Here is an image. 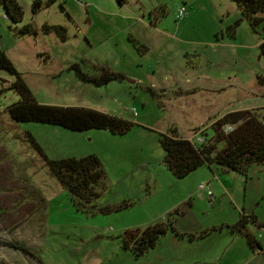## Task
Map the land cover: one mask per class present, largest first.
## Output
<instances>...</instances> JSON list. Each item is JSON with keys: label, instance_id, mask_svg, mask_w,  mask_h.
Segmentation results:
<instances>
[{"label": "rangeland", "instance_id": "rangeland-1", "mask_svg": "<svg viewBox=\"0 0 264 264\" xmlns=\"http://www.w3.org/2000/svg\"><path fill=\"white\" fill-rule=\"evenodd\" d=\"M17 1L24 10L18 25L0 8V48L36 100L94 109L136 126L115 135L16 123L8 111L21 99L9 89L16 78L0 72V264H39L17 248L43 264H163L165 256V264H180L181 257L192 264L206 251L217 260L231 244L221 232L183 249L169 234L140 258L123 249L121 235L169 220L197 234L236 223L242 213L257 217L262 227L250 228L264 243V164L247 177L214 166L177 179L159 141L172 127L182 138L198 131L210 139L212 125L231 112L264 116V24L254 30L232 0ZM37 1L42 5L34 12ZM180 8L186 17L178 18ZM26 25L38 34L19 36ZM46 26L62 28L65 40L45 33ZM103 68L125 79L97 87L78 74L99 75ZM32 139L50 160L99 157L107 188L90 209L72 202ZM203 184L213 197L199 189ZM122 204L132 205L101 211ZM246 246L236 239L237 255ZM247 264H264V254Z\"/></svg>", "mask_w": 264, "mask_h": 264}, {"label": "trees", "instance_id": "trees-1", "mask_svg": "<svg viewBox=\"0 0 264 264\" xmlns=\"http://www.w3.org/2000/svg\"><path fill=\"white\" fill-rule=\"evenodd\" d=\"M118 1L123 3V0ZM232 1L236 3L254 30L257 31L264 24V0ZM41 5L40 1L35 2L33 11L36 12ZM1 7H4L7 18L14 24L22 23L24 10L17 0H0ZM44 32L47 34L54 32L62 37V32L65 31L60 27L46 26ZM17 34L24 37L36 36L38 33L31 25H26ZM62 39L65 40L63 37ZM261 50L264 55V43L261 45ZM99 70V75L92 76L82 72H78V74L82 81L97 87L125 79L124 75L111 72L108 69ZM1 71H6L16 78L9 89L16 91L21 99L8 108L11 119L16 123L35 122L57 125L77 132L106 130L115 135L127 134L136 126L134 122L120 116L90 108L40 104L10 58L0 48ZM228 127H232V130L229 131ZM212 129L213 137L210 139L206 137L207 132L200 133L201 136H204H202L203 144H197L191 139L180 137L178 130L174 127L170 128L168 134L160 135L159 141L165 152L164 164L175 178L184 179L203 167L213 170L214 166L247 177L254 165L264 164V116L257 110L228 113L218 119L212 125ZM32 143L42 154L59 183L69 192L72 202L79 209H90V204L100 198L101 191L107 188V173L99 157L93 154L79 159L50 160L34 139H32ZM131 205L106 207L101 211L104 213L119 212ZM251 223L262 227L258 224L255 215L247 216L242 213L234 225L214 227L198 234H180L174 227L173 221L169 220L143 230H127L121 235V240L124 250L130 251L136 258H140L154 249L159 240L170 232L177 237H187L194 241L228 229L232 234L243 237L253 252H259L262 250V246L250 228ZM9 246L14 248V245ZM17 249L22 250L37 263L43 264L41 259L26 249Z\"/></svg>", "mask_w": 264, "mask_h": 264}, {"label": "crops", "instance_id": "crops-1", "mask_svg": "<svg viewBox=\"0 0 264 264\" xmlns=\"http://www.w3.org/2000/svg\"><path fill=\"white\" fill-rule=\"evenodd\" d=\"M194 128H198V127H194ZM204 168H206V167H204ZM214 175H216V174H214ZM204 176H208V174H204ZM208 186H209L210 190H212L211 185L208 184ZM202 191L206 192V194H207V191L206 190H202ZM213 195H214V193H213ZM234 224L235 223H224L222 226H231V225H234ZM214 227H219V226H214ZM177 231L180 234H195V233H190V232H187L186 233V232H183V231H179L178 229H177ZM226 231H227L228 234H225ZM221 233L222 234H220V235H228V237H230V239H231V244L227 246V248L225 249L223 255L220 258H217V260H215V257L213 256V253L214 252L206 251V253L200 258V260L198 262H195V263H192V264H247L248 263V259L249 260L250 259H256L258 256H262L264 254V243L262 242L261 239L258 238V240L260 241L261 246H262V250L261 251H259V252H253L252 250H250V248L248 246H246L243 255L242 256H239V255H237L236 249L234 247L235 241H236V239H238V241L242 240V241H244L246 243L245 239L243 237L239 236V235L232 234L228 229H224ZM169 234L172 235L171 236L172 239L174 238L173 239V241H175L174 243L181 246V248H179V249H183L182 248V245H184L185 242H187L190 246H194V245H196L199 242L208 241L207 238H209V237L204 238L202 241H201V239H199L200 241H198V240L191 241L187 237H177L175 234H173L171 232L168 233L163 238H166ZM212 236H213V234H212ZM159 242H160V240H159ZM157 249H158V244L156 245V247L154 249L150 250L144 256L149 255L150 252L157 251ZM203 253L204 252H202V254ZM214 254H216V253H214ZM180 255L181 256H184V253L182 252V254H180ZM165 257H167V256H165ZM165 257L164 258L163 257L160 258L161 259V262H163V264H165L164 263ZM213 257H214V259H213ZM179 261H180V264H190L189 262H187V259H185L184 257L183 258L181 257L179 259ZM4 264H6V263L4 262Z\"/></svg>", "mask_w": 264, "mask_h": 264}, {"label": "built area", "instance_id": "built-area-1", "mask_svg": "<svg viewBox=\"0 0 264 264\" xmlns=\"http://www.w3.org/2000/svg\"><path fill=\"white\" fill-rule=\"evenodd\" d=\"M63 1H67V0H63ZM187 15V10L185 8H180L179 11H178V18H184L186 17ZM228 130L231 131L232 130V127H228ZM201 132L197 133L196 134V137L194 138L195 139V143L197 144H203L204 143V138L201 136L200 134ZM194 139H191L194 141ZM200 190H206L207 191V194L209 197H213V192L212 190H210L209 186L207 185H200L199 187Z\"/></svg>", "mask_w": 264, "mask_h": 264}]
</instances>
